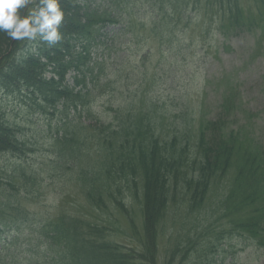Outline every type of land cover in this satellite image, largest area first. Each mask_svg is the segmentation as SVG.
Here are the masks:
<instances>
[{
    "label": "trees",
    "instance_id": "obj_1",
    "mask_svg": "<svg viewBox=\"0 0 264 264\" xmlns=\"http://www.w3.org/2000/svg\"><path fill=\"white\" fill-rule=\"evenodd\" d=\"M102 1L97 5L90 0H60L65 15L59 27L61 39L55 44L39 36L35 42L15 41L1 32L0 89L19 95L26 109L49 119L47 127L53 134L47 152L52 160L48 164L35 161L23 137V126L29 123L0 111V153L11 156L3 167L6 174L0 175V264H159L158 231L163 230V222L171 217L176 224L183 202L185 217L200 212L233 165L236 172L221 201L222 211L241 210L260 191L264 193V146L254 143L251 152H242L240 130L230 129L229 117L238 111L233 91L220 103L222 111L200 124L198 133L193 129L199 120L197 110L178 109L175 120L166 123L154 97L147 94L141 97V107L127 100L113 107L115 113L108 112L105 118L110 117L109 121L95 111L99 87L123 86L116 80L119 69L109 64L110 58L128 49L127 63L132 56L136 61L145 58L139 46L133 48V42L145 39L140 29L150 26L162 48L173 38L174 43L187 40V27L178 29L180 22L172 23L176 16L198 23L209 16L220 27L251 29L242 0ZM108 25L118 29L108 35L104 30ZM93 48L103 49L101 59L94 57ZM158 50L165 57L164 50ZM147 54L146 60L156 53L150 48ZM55 176L78 185L83 208L106 212L114 205L129 214L139 205L144 214L141 247L110 239L112 227L92 221L83 211L44 218L31 213L28 202L38 197L46 177L54 180ZM261 213L258 219L243 215L245 220L236 219L233 226L257 228L259 246L264 249ZM206 226L197 238L171 233L177 237L174 257L182 255L184 262L197 254L198 262L206 258L200 264H211L209 252L216 245ZM26 230L36 234L37 244L30 246L33 253L21 255L19 249L27 245L21 241Z\"/></svg>",
    "mask_w": 264,
    "mask_h": 264
},
{
    "label": "rangeland",
    "instance_id": "obj_2",
    "mask_svg": "<svg viewBox=\"0 0 264 264\" xmlns=\"http://www.w3.org/2000/svg\"><path fill=\"white\" fill-rule=\"evenodd\" d=\"M90 1L97 5L104 3L102 0ZM107 3L111 4V1ZM242 3L245 18L252 25L251 29L246 27L235 29L234 25L228 28L225 27V24H222L224 27H220L216 23H212L209 16L206 19L201 18L200 23L190 22L185 16H176L172 23L180 22L178 29L183 30L187 27V40H179L174 43L176 38H173L170 41V43L173 42L171 44L173 46L171 47L169 43L167 46L164 44L163 48L160 46L159 37L153 38L150 26L140 29V32L144 33L145 39L141 43L133 42V48L139 46L143 51L142 56L146 54L145 58L139 57L136 61L134 60L135 56H132L131 62L127 63L129 49L128 52L124 50L118 52L117 57L110 58L109 64L119 69V77L116 80L123 82V86L120 83H115L110 87V90L107 86L99 87L95 104L97 114L105 121L110 120V117L105 118L108 112L112 115L115 113L112 111L113 107L118 108L119 104L125 100L127 103L133 102L135 107H141V97L147 94L148 97H154L155 108L157 106L160 113L164 115L166 123H172L182 109L185 111L188 109L189 111L197 110L199 120L193 129L198 133L202 127L200 124L203 125V122L213 119L222 111L220 103L228 91H233L238 111L235 116L229 117V123L231 130H240L241 151L250 149L251 152V149L255 147L254 143L263 147L264 0H242ZM119 6L123 7V2ZM174 25L178 27L177 23ZM115 29L118 27L112 25L104 28L108 35L112 34ZM1 35L0 32V37ZM120 40H124L125 43L128 41L125 38H119L118 41ZM125 45L123 48H126ZM34 48L36 47L33 45ZM150 48L156 54H152L146 60ZM158 49L164 50L165 57H160L161 51ZM103 52L102 48H93L95 58L101 59L104 55ZM112 54H114L113 51ZM107 91H109L108 95H106ZM10 93L0 89V111L5 115L11 114L20 121L29 123L23 126L25 133L23 137L33 149L30 158L48 164L52 160L47 153L50 150L48 141L53 134L47 127L49 119L41 117L32 109H26L27 103L21 99L22 97L13 94V92ZM203 111L206 114L202 115ZM242 152L238 158L237 164L239 165L243 158ZM10 157V155L0 153V175L6 174L3 167ZM228 172H230L228 177L213 187L209 195L211 200L206 205H202L200 212L185 217V213L181 210V207L185 205L183 202L180 208L178 207L180 213L176 224L171 217L166 218V221L163 222V230L159 229L158 231L159 264H168L169 260H173L174 264L205 262L204 256L198 262L197 254L194 257L189 256L184 262L182 255L175 258L173 248L177 237L176 235L170 236V234L180 232L186 235L190 233L197 238L206 223V231H208V235L213 236L216 245L209 252L208 261L211 264H264V249L259 246L261 243L259 241L260 231L257 228L248 229L233 226L236 219L243 218L245 220L243 215L250 214L253 218L258 219L261 217V212L264 214V193L262 194L260 191L257 198L251 200L250 206L241 210L234 209L230 214L222 211L219 207L225 208L221 201L227 192L228 182L234 177L235 166L233 165ZM44 182L37 190L38 197L30 199L27 204L31 213H37L40 218H44L47 215L54 217L55 214L62 211L78 215L83 211L89 215L92 221L106 225L108 229L110 226L112 227L110 239L122 244L141 247L140 240L142 241V237H144L142 227L144 214L139 205L133 206L129 214L114 205L106 212H98L90 207H82L80 201L82 197L79 196V191L76 189L78 188L77 184L71 183V185L58 176H55L54 180L46 177ZM184 193L185 191H182L180 197H183ZM220 211L222 213H219ZM21 236L22 243L27 244L24 249H19L21 255L33 253V248L30 246L35 247L37 244L36 234L26 230ZM25 239L26 241H23Z\"/></svg>",
    "mask_w": 264,
    "mask_h": 264
},
{
    "label": "clouds",
    "instance_id": "obj_3",
    "mask_svg": "<svg viewBox=\"0 0 264 264\" xmlns=\"http://www.w3.org/2000/svg\"><path fill=\"white\" fill-rule=\"evenodd\" d=\"M64 15L60 0H0V32L15 41L39 36L55 44Z\"/></svg>",
    "mask_w": 264,
    "mask_h": 264
}]
</instances>
